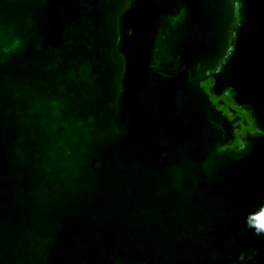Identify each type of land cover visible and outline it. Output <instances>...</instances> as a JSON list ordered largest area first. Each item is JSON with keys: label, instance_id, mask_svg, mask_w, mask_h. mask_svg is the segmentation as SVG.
Returning <instances> with one entry per match:
<instances>
[{"label": "water", "instance_id": "obj_1", "mask_svg": "<svg viewBox=\"0 0 264 264\" xmlns=\"http://www.w3.org/2000/svg\"><path fill=\"white\" fill-rule=\"evenodd\" d=\"M0 264H264V0H0Z\"/></svg>", "mask_w": 264, "mask_h": 264}, {"label": "flooded vegetation", "instance_id": "obj_2", "mask_svg": "<svg viewBox=\"0 0 264 264\" xmlns=\"http://www.w3.org/2000/svg\"><path fill=\"white\" fill-rule=\"evenodd\" d=\"M201 86L205 90V92L207 93L208 92V84H207V88H205L204 85H202V84H201ZM209 99L216 106L217 110L220 111L223 114V116H225L228 119L229 122H232L235 120L232 127L234 129L236 139L238 138V136L240 134L252 131L250 124L245 120V118L239 112L231 110L229 108L228 104H226V103L223 104L222 103L223 100L221 97L216 98V99L209 97ZM235 143L237 144V140ZM236 144H234V145H236Z\"/></svg>", "mask_w": 264, "mask_h": 264}, {"label": "trees", "instance_id": "obj_3", "mask_svg": "<svg viewBox=\"0 0 264 264\" xmlns=\"http://www.w3.org/2000/svg\"><path fill=\"white\" fill-rule=\"evenodd\" d=\"M207 84H208L207 82L204 84L202 83V85H204L205 88H207ZM234 144H236V143H234Z\"/></svg>", "mask_w": 264, "mask_h": 264}]
</instances>
